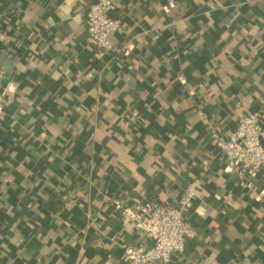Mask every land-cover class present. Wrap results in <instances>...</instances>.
Masks as SVG:
<instances>
[{"label": "crops", "instance_id": "obj_1", "mask_svg": "<svg viewBox=\"0 0 264 264\" xmlns=\"http://www.w3.org/2000/svg\"><path fill=\"white\" fill-rule=\"evenodd\" d=\"M96 1L0 0V264H126L151 241L115 202L177 206L192 181L170 264H264V170L243 188L213 137L264 126V0H114L109 54Z\"/></svg>", "mask_w": 264, "mask_h": 264}, {"label": "built area", "instance_id": "obj_2", "mask_svg": "<svg viewBox=\"0 0 264 264\" xmlns=\"http://www.w3.org/2000/svg\"><path fill=\"white\" fill-rule=\"evenodd\" d=\"M116 10L114 0H97L89 6L85 24L89 42L95 49L112 53V37L122 28L119 19H113ZM3 71L0 70V118L5 114L9 99L2 88ZM205 124L208 121L204 120ZM219 151L227 161V170L234 174L243 188L252 190L254 181L264 170V126L259 112L242 117L228 139L213 134ZM198 182L189 183L177 206L147 202L128 206L116 201L125 226L134 227L151 241L150 247L124 245L126 264H170L176 255L185 250L188 241L196 238L193 225L186 214L192 209Z\"/></svg>", "mask_w": 264, "mask_h": 264}]
</instances>
